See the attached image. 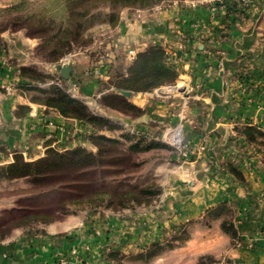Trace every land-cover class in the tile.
<instances>
[{"label":"crops","instance_id":"0c3cea01","mask_svg":"<svg viewBox=\"0 0 264 264\" xmlns=\"http://www.w3.org/2000/svg\"><path fill=\"white\" fill-rule=\"evenodd\" d=\"M246 13L230 23V38L224 46L210 50L204 46L200 50L199 43L212 41L222 33V29L215 31L223 26L214 5L181 2L123 11L119 36L111 43L119 51L118 61L127 70L133 63L128 56L130 50L139 53L159 42L166 47L169 61L181 71L172 91L187 94L186 98L162 99L159 89L133 93L126 98L128 102L147 113L131 119L157 127L181 121L188 158L172 165V176L165 181L161 200L151 212H91L85 217L67 216L36 233L15 229L0 238V264H55L58 251L72 249L79 264H116L110 257L115 251L125 262L132 261L128 264H199L207 256L217 264H264V165L238 131L255 126L264 131V0H253ZM196 22L201 27L195 31ZM244 55L253 57L245 81L235 77L233 66ZM15 63L13 55L0 51V155L4 161L7 163L13 150L29 148L31 156L39 157L47 142L59 149L74 148L73 142L65 140V132L85 128L84 124L39 105H28L30 111L25 116L16 114L17 107L27 102L4 91V86L16 85ZM181 103L182 119L176 116ZM233 169L242 177H237ZM222 204L233 210L237 242L222 230V220L207 218ZM184 226L191 234L183 245L150 262L129 258Z\"/></svg>","mask_w":264,"mask_h":264},{"label":"rangeland","instance_id":"374dc122","mask_svg":"<svg viewBox=\"0 0 264 264\" xmlns=\"http://www.w3.org/2000/svg\"><path fill=\"white\" fill-rule=\"evenodd\" d=\"M181 2L211 4L218 11L216 16L222 22L223 27H217L215 31L222 29V33L220 37L212 41L199 43L197 47L200 50H203L204 46L207 50L224 46L230 38V23L235 18L237 20L244 18L253 4V0H167L151 8H142L140 6H114L105 0H0V51L13 55L17 69L16 85L4 86V91L9 96L20 97L27 102L26 106L17 107L16 114L25 116L30 111L28 105H39L34 102V99H42L44 95L37 90L47 91L53 86L59 87L70 97L81 101L87 107L89 114L99 119L100 124L97 127L102 130L95 132L89 125H85V128L79 126L70 131L66 130L64 137L67 142L74 143L72 149L82 147L89 152L97 153L99 149L93 144V140L98 135L116 141L114 145H108L105 142L101 144V149L105 150L107 146L109 148V151L102 156L105 162L90 170L69 169L56 172L47 180L38 183L25 177L0 178V238L15 229L36 233L41 227L57 223L59 221H54L60 218L64 220L67 216L85 217L91 212L114 215L151 212L158 206L165 190L164 183L172 176L169 173L172 165L188 158L187 155L183 156L179 152L169 138L170 134L181 130L182 123L178 120L158 125V127L145 123L138 124L131 118L143 117L147 113L146 110L142 109L143 114L134 117L126 116L113 109L112 106L118 102L115 97L122 96L114 86L122 77L127 76L133 63L125 70V64L118 61L117 52L119 51H116L111 43L119 36L118 29L123 11L149 10ZM200 27L201 23H193L195 31ZM15 33L17 34L13 35ZM26 39L30 40V43L27 41L25 43ZM153 45L155 43L148 45L139 53ZM161 45L166 52V47ZM135 53L137 56L138 52L135 51ZM136 56L134 58L129 56V59L134 62ZM239 60L235 63L237 65H233L237 71L235 77L245 81L247 73L252 68L253 57L244 55ZM68 62L75 65V69H73L71 79L66 81L56 71L55 65ZM166 62L175 65L177 80L171 85L158 86L156 89L161 90L160 97L162 99H171L173 96L186 98L187 96L182 91L176 89L172 91L177 87V82L181 77L179 66L174 61H169L168 55ZM22 68L37 71L40 75H35L39 80L23 79L20 74ZM102 70L108 73L104 75ZM73 84L79 87L76 93L70 91ZM181 105L182 108L176 111V116L180 119L184 115L183 104ZM122 114L129 116L130 119L121 116ZM48 126L53 127L55 124L48 123ZM32 128L37 129L34 126ZM252 128L264 134V131L258 127ZM243 129H239V133ZM134 143H139L140 149L149 147L150 143H158L162 147H152L142 153L133 152L129 148ZM45 144L43 155L36 158L30 155L32 153L30 148L22 151L13 150L10 158L6 160L7 163L3 155H0L3 157L0 161V168L14 163L16 155H21L27 162L37 161L45 157L47 147L60 152L72 150L59 149L51 142ZM248 145L253 150V156L264 165V137H259L258 142ZM147 186H153L154 189L161 186V195L154 198L141 196V199L145 201L137 211H120L122 208L118 206V203L122 194L133 188ZM102 194L107 195L103 201L99 199V195ZM88 198L94 201L91 204L84 203L78 206L72 204L74 201H86ZM126 198H130L129 195ZM110 199L113 202L112 210H105ZM113 210H119L121 213L113 212ZM227 211H233L231 206H227ZM210 222L206 223V226H210ZM184 229L190 233L189 227H178L159 242L167 244L168 241L180 235ZM233 240L237 242V238ZM62 252L70 253L71 250ZM130 255L129 258L134 257L133 254ZM128 262L132 261L125 262L123 258V264H128ZM211 264L217 263L214 261Z\"/></svg>","mask_w":264,"mask_h":264},{"label":"trees","instance_id":"16d2710c","mask_svg":"<svg viewBox=\"0 0 264 264\" xmlns=\"http://www.w3.org/2000/svg\"><path fill=\"white\" fill-rule=\"evenodd\" d=\"M105 1L114 6L123 5L127 7L140 6L142 8H151L167 0ZM230 8H232V6H230ZM166 59L167 55L165 49L161 44L155 43V45L137 54L127 76L122 77L115 84V89L119 91H130L132 93H146L156 89L161 85L174 84L177 80V73L175 71L176 68L175 65L166 62ZM20 72L23 79L28 78L31 81L39 80L36 75L39 76L40 74L33 69L22 68ZM37 91L44 95V98H35V103L57 112L63 118L76 120L87 126L89 125L95 132L102 131L97 127L100 124L98 123L99 119L91 116L88 112L87 107L81 101L70 97L59 87L53 86L50 90L47 91ZM115 99H117L118 102L115 106H112L113 109L125 115H132L134 117H139L143 114L142 109L128 102L123 96H117L115 97ZM102 121L103 120H101V122ZM240 135L247 144L258 142L259 137H264L263 133L252 127L241 130ZM103 142L107 143L108 145H114L116 143V141L111 140L106 136L98 135V137L93 140V144L99 149L97 153L89 152L87 151V149L82 147H77L65 152H60L54 148L47 147L45 157L34 162H27L21 155H16L14 163L0 168V178L13 179L25 177L30 178L34 183H38L47 180L52 174L56 172H61L69 169H78L80 171L90 170L105 162V159H103L102 156L109 151V148L107 146L105 150L101 149L100 146ZM150 144L151 145L149 147H145L144 149L141 147L142 149H140L141 145H139V143H134L133 145H131L129 150L142 153L146 152L147 150H149V148L152 147H162V145H159L158 143ZM233 173L239 178L242 177V174L237 170L233 169ZM161 193V186H158L157 189H154L153 186L133 188L129 192L122 194L118 206L122 208L120 211L130 210L134 212L137 211L138 208H141L140 206L145 201L141 199V196L154 198L159 197ZM127 195H129L130 198H126ZM105 196L107 195H99V199L103 201ZM93 201L94 200L92 198H88V200L86 201H74L72 204L78 206L84 203L91 204ZM151 202H153V200ZM133 204H135L136 206L133 207ZM112 207L113 202L110 199V202L108 203V205H106L105 210H112ZM117 211L113 210V212L121 213L119 210ZM207 218L208 220L212 221L221 219L222 230L226 234L231 236L232 239H236L238 237L237 231L235 230L232 221L233 211H227L226 204H222L217 208H213L207 215ZM62 219L63 218L57 219L54 222L60 221ZM11 231L7 232L4 237L9 235ZM189 238L190 233L186 229H184L180 235L168 241L167 244L155 242L148 249L142 251L133 258L142 262H150L157 256L161 255L163 252L183 245ZM110 257L116 264H123L122 261L124 257L120 252H112L110 254ZM213 262V259L207 256L201 258L199 264H211Z\"/></svg>","mask_w":264,"mask_h":264},{"label":"built area","instance_id":"2783aa9c","mask_svg":"<svg viewBox=\"0 0 264 264\" xmlns=\"http://www.w3.org/2000/svg\"><path fill=\"white\" fill-rule=\"evenodd\" d=\"M128 56H130V58H134L136 56V53L134 50H130L128 52ZM10 89V88H8ZM70 91L71 92H78L79 91V87L77 84H73L71 85V88H70ZM181 130H177L175 132V134H168L169 135V138H171L172 140V143L174 146H176V148H178L179 152L183 155V156H186L187 155V152L185 150V145H184V141H183V137H182V128H180ZM172 132V131H171ZM87 249L88 246L86 247ZM76 250H71L70 253H65V252H62V251H59L56 253V259H55V264H79L81 263L80 259L77 258L76 256Z\"/></svg>","mask_w":264,"mask_h":264},{"label":"water","instance_id":"95a60500","mask_svg":"<svg viewBox=\"0 0 264 264\" xmlns=\"http://www.w3.org/2000/svg\"><path fill=\"white\" fill-rule=\"evenodd\" d=\"M55 69L57 72L60 73L61 77L64 80L69 81L71 79V75L73 72V64L72 63L68 62V63L57 64V65H55ZM119 93L127 99H130L132 96V92H130V91H120ZM185 95L187 96V94H185Z\"/></svg>","mask_w":264,"mask_h":264}]
</instances>
